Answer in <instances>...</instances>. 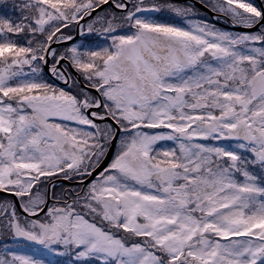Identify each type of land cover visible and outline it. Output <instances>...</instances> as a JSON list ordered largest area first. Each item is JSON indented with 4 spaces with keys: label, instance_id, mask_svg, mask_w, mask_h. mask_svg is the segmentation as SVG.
Segmentation results:
<instances>
[{
    "label": "snow or ice",
    "instance_id": "obj_1",
    "mask_svg": "<svg viewBox=\"0 0 264 264\" xmlns=\"http://www.w3.org/2000/svg\"><path fill=\"white\" fill-rule=\"evenodd\" d=\"M11 8L0 264H264V3Z\"/></svg>",
    "mask_w": 264,
    "mask_h": 264
},
{
    "label": "flooded vegetation",
    "instance_id": "obj_2",
    "mask_svg": "<svg viewBox=\"0 0 264 264\" xmlns=\"http://www.w3.org/2000/svg\"><path fill=\"white\" fill-rule=\"evenodd\" d=\"M255 2H256L257 4H261V3H264V0H255ZM207 19H208L210 22L217 23L219 26L227 27V25H223L222 22L214 20V19H213V15H212L211 13L208 14Z\"/></svg>",
    "mask_w": 264,
    "mask_h": 264
},
{
    "label": "rangeland",
    "instance_id": "obj_3",
    "mask_svg": "<svg viewBox=\"0 0 264 264\" xmlns=\"http://www.w3.org/2000/svg\"><path fill=\"white\" fill-rule=\"evenodd\" d=\"M5 3H7L8 10L10 11L9 8L11 7L12 0H2V2H0V15L3 14V10H4Z\"/></svg>",
    "mask_w": 264,
    "mask_h": 264
},
{
    "label": "trees",
    "instance_id": "obj_4",
    "mask_svg": "<svg viewBox=\"0 0 264 264\" xmlns=\"http://www.w3.org/2000/svg\"><path fill=\"white\" fill-rule=\"evenodd\" d=\"M9 9H10V11H14L11 7Z\"/></svg>",
    "mask_w": 264,
    "mask_h": 264
}]
</instances>
